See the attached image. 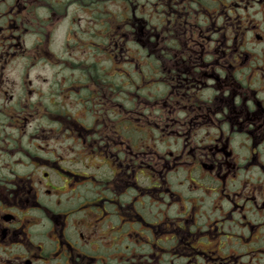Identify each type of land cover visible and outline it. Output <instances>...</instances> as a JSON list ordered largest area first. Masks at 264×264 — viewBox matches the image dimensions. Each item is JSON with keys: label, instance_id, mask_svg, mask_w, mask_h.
<instances>
[{"label": "flooded vegetation", "instance_id": "flooded-vegetation-1", "mask_svg": "<svg viewBox=\"0 0 264 264\" xmlns=\"http://www.w3.org/2000/svg\"><path fill=\"white\" fill-rule=\"evenodd\" d=\"M0 264H264V0H0Z\"/></svg>", "mask_w": 264, "mask_h": 264}]
</instances>
